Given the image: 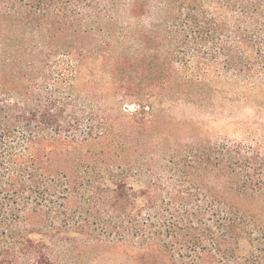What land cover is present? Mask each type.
Instances as JSON below:
<instances>
[{"label": "trees", "instance_id": "trees-1", "mask_svg": "<svg viewBox=\"0 0 264 264\" xmlns=\"http://www.w3.org/2000/svg\"><path fill=\"white\" fill-rule=\"evenodd\" d=\"M254 92L264 0H0V264H264Z\"/></svg>", "mask_w": 264, "mask_h": 264}, {"label": "rangeland", "instance_id": "rangeland-1", "mask_svg": "<svg viewBox=\"0 0 264 264\" xmlns=\"http://www.w3.org/2000/svg\"><path fill=\"white\" fill-rule=\"evenodd\" d=\"M234 99L229 97L228 102H223L217 98L213 102L215 117L196 115V120L203 123L201 134L215 141L264 147V93L254 92L240 102ZM102 264H122V261L113 257Z\"/></svg>", "mask_w": 264, "mask_h": 264}]
</instances>
